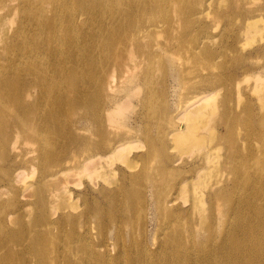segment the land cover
I'll list each match as a JSON object with an SVG mask.
<instances>
[{
	"label": "bare ground",
	"instance_id": "1",
	"mask_svg": "<svg viewBox=\"0 0 264 264\" xmlns=\"http://www.w3.org/2000/svg\"><path fill=\"white\" fill-rule=\"evenodd\" d=\"M218 3L219 0H0V118L14 110L24 114L22 120L6 130L17 128L21 136L40 144V154H48L55 146L53 143L63 140L65 134H68L69 147L57 153L60 159L78 154L86 143H91L90 139H81L77 135L84 125L82 121L69 123L68 117L76 108L83 106L93 110L85 122L105 138L109 134L106 130L116 122L115 115L121 114L124 110L121 107L125 103L130 105L132 98H139L143 87L147 91L140 97V103H154L159 97V104H166L170 88L167 82L155 92L148 89L156 71H168L174 83L171 87L186 86L188 75L193 72L202 79L200 88H194L192 101L185 102L186 106L176 115L178 120H173L174 115L169 116L172 126L178 128L172 132L159 130L155 138L160 150L170 145L178 154L174 159L166 153L165 158L173 165L166 166L165 170L190 161L195 167L194 174L177 183L173 193L172 189L159 187L153 194L158 213L152 220L158 224L161 212H165L156 230H160L161 225L171 234L162 232L159 236L154 233L150 242L144 196L141 217L145 220L140 234L131 225V209L119 208L116 204L122 194L132 203L134 195L129 190L144 181L138 164L145 165L152 158L151 152L134 153L141 146L138 136L132 132L134 129H130L112 147L88 155L76 169H62L64 179L60 173L49 176L55 178L50 189L55 187L46 199L38 193L41 204L34 221L40 230L33 228L26 248L23 249L19 245L22 241L16 239L27 233L21 229H7L8 220H0V264H264V114L256 118L250 111L253 120H249L247 110L243 123L246 127L243 134L245 147H241L242 152L238 150L227 156L245 159L241 166L233 168L231 194L207 182L215 168L208 166L215 154V147L209 149V138L214 139L215 132L203 133L209 118L222 107L224 112H220L219 120L225 123L226 133L233 135L237 125L225 100L220 107L216 101L219 88L232 86L235 76L217 74L203 63L226 57V49L244 51L257 36H263L264 18L259 14L239 26L237 31L221 36L208 26L207 21L210 8ZM258 9L263 10L261 7L247 9L243 2L231 1L220 14L222 18L237 15L243 19L249 11L262 12ZM180 28L179 36L186 38L183 49L188 64L182 65L181 69L177 55H173L171 59H162L154 67H143L138 72L145 60L158 55L165 45H175V35ZM157 33H165L162 42L155 41ZM259 52H264V46ZM204 72L208 74L205 78L201 76ZM66 75H72V78L64 79ZM78 75L85 78V83L79 86L74 83ZM122 76L128 78L124 82V95H111L109 92L115 81ZM242 77L255 79V84L252 83L247 91L260 94L264 107L261 76H254L245 68L236 82ZM71 86H74L72 90ZM43 107L51 111L48 116L39 114ZM159 114L152 111L149 117ZM123 119L128 121L126 117ZM139 123L148 125V120ZM146 140L152 144L149 135ZM205 149L207 152L201 155ZM27 164L31 163L27 160ZM126 171L133 172L129 185L104 190L103 181L109 182V177L116 172L124 174ZM25 176L24 172H19L13 180L20 182ZM150 182L155 188L156 176L149 177ZM69 183L79 188L84 186L79 195L85 198L86 209L77 215L70 212L79 207L70 201ZM89 188L97 190L98 195H88ZM186 188L194 193L189 199V209L196 210L202 223L208 221L203 233L198 234L196 226L188 225L192 220L188 210L176 206L183 192L184 201L188 200ZM221 196L230 197L231 206L224 215L225 220L234 223L230 232L219 226L222 215L216 205ZM207 200L213 210L209 216L205 214ZM63 201L67 203L66 207L62 206ZM81 217L85 220L80 221ZM91 222L95 224L96 233L90 229ZM18 224L22 225L21 219ZM110 224L114 229L108 231ZM122 229L129 231V241L120 239ZM190 229L192 232L186 235ZM109 232H114L117 238L116 255L108 249ZM237 237H242V241L234 242Z\"/></svg>",
	"mask_w": 264,
	"mask_h": 264
},
{
	"label": "rangeland",
	"instance_id": "2",
	"mask_svg": "<svg viewBox=\"0 0 264 264\" xmlns=\"http://www.w3.org/2000/svg\"><path fill=\"white\" fill-rule=\"evenodd\" d=\"M231 1L235 3L243 2L247 9L249 7H261L263 10L258 9L262 11L260 13L249 11L246 17L243 19L242 17L237 15L231 16L230 18H222L220 10L225 9ZM210 14V17L207 20L209 23L208 26L214 29L216 33L224 36L231 32L237 31L239 26L247 23L249 19L257 17L259 14H261L264 18V0H219V3L216 4L215 7L210 8ZM14 27L15 25L11 29H13ZM180 30L181 28L176 32V41L174 43L175 45H165L160 50V53L158 55H153L150 59L145 60V62L142 64L143 66L140 69L137 68L136 71L139 69V72L143 67L152 68L157 65L162 59H171L173 55H177L180 63V68L182 65L188 64L189 60L186 58L187 54H184L183 49L186 38H182L181 36H179ZM165 37V33H163V35L157 33L155 36V41L162 42ZM241 42L242 44L244 43V41ZM262 46H264V33L263 36H257L250 45H247L244 51L239 52L234 51L233 49H226V57H220L213 63L204 62L203 65L204 67L211 66L212 70L217 74H232L236 79L240 77V74L245 70V68H248L249 73L254 74V76H261L262 78L260 77L259 81H262L264 83V52H259V48ZM239 67L241 68V70L239 69ZM193 73L188 75L186 86L182 85L181 88H178L176 85L175 87H171V84L174 83L171 82L172 79L167 70L156 71L152 76V81L149 84L148 89L155 92L167 82V86L169 85L170 88L168 95L166 96V104H159V97L154 101V103H140V97L144 96L147 91V88L143 87L138 95L139 98L137 96L132 98L133 102L130 103V105L125 103L122 106L123 108L121 107V109H124L122 113L115 115L116 122L115 124L109 126V128L106 130L109 134L105 138L98 133L95 127H91L85 122L92 116L93 110L90 108L86 109L83 106L80 108H76L68 117V119L70 120L69 123L76 124V122L82 121L84 125H82L80 131L78 132L79 134L77 135L81 139H90L91 143H86V146L84 145V147L80 149L78 154H70L68 157L65 156L64 159H60L61 156H57V153L59 151H65L66 149H68V134H65L63 140L61 139L57 143H53L55 146L54 148L49 149L48 154H40V144L34 141H30L24 136H21L20 131L17 128H12V131L6 130L10 128L11 124L13 125V123L22 120L24 114H22L19 110H14L8 112L7 114H2L0 118V192H2V194L0 195V220H8V224L5 225L7 229H21L22 231L27 233V236H21L16 239L17 242L22 241L21 243H19V245L23 249L26 248L30 243V239L33 235V228H37L40 230V228H38L34 221V219H36L37 217V212H39V204H41V202L38 201V193L44 195V199H46L48 198L50 191L54 189L55 186L52 189L50 188L52 187L51 184L53 183L55 178H51L49 176H51V174L53 173H60V177L63 178L64 176L61 175L62 169H76L88 155H93L107 147H112V145L117 142L118 138L122 135H125V133L127 131H130V129H134L132 132L136 133V135L138 136V144L141 146V149L134 151V153L147 154L151 152L152 158L150 159V162L146 163L145 165L138 164V170H142L140 175L143 176L142 179L144 181L141 184L134 185L129 190L132 191L134 195V199L132 201L134 205L132 206V203H129V201L125 197V194H122V196H118L116 204L119 208L125 207L131 209V225H134L135 231L139 232L140 234L142 231L143 222L145 220V217H141L142 196H144L147 208V210H145L144 207V212L147 214V218L149 221L148 237L150 242L152 240V237L154 236V233L159 236L162 232H168L169 234L172 233L170 230L164 231V228H162L161 225V229L156 230V225L160 223V220L165 215V212H161L163 214L160 216L158 224L157 221L152 220V218L154 219L155 214L158 213L155 209L154 199L152 198L153 194L159 187H164L167 190L172 189L171 192L173 193L175 190H177L178 184L194 174L195 167L190 161L184 165H176V168L174 169L165 170L166 166L169 167V165H173L170 164V161L167 160V158H165L167 157L166 153H168L169 156L173 157L174 159L176 158V156H178V154L175 150H172L170 145L160 150L158 147H156L158 141L155 138L157 137L159 130L164 129L166 131L172 132L174 129L178 128L177 126H172L173 122L169 120V116L174 115V117L171 116L173 120L177 119L176 115H179V111H181L182 108L186 106L185 102L189 103L192 101L191 98L195 92L194 88H200L202 79L198 75H196L198 73ZM207 75L208 74L204 72V75L201 76H204L205 78ZM70 78H72V75H66L64 77V79ZM236 79L232 86H222L221 88H219L216 98L219 107L222 100H225L226 105L230 110H232V113L236 117L235 123L237 125L233 135H229L226 133L225 123L219 120L220 112H224L223 107L220 108V112L216 110L215 113L209 118L206 129H204L203 132L205 135H208L209 132H215L214 139L209 138V149L215 147V150L213 149L215 151L214 159L211 164H208L210 168H215L211 172V177H208L207 182H209V185L211 183L215 184L218 189H224L225 193L227 194L233 193V168L235 166H241L245 161L244 157H238L236 155L234 157H227L228 154H234L238 150L242 152L241 147H245V140L243 139V134L246 130V127L243 124L246 117L245 113L248 110L247 116L249 120H253L251 118V115L257 118L264 114V107H262L260 94L249 93L247 91L252 83L255 84V79L251 77H249L248 79L247 77V80H245L242 77L238 79L239 81L244 79L240 83L239 81L236 82ZM127 80V77H119L118 80L115 81L114 88L109 93L113 96L122 97L124 95L123 88L126 85V83L124 82ZM74 83H76V85L84 84L85 78L78 75L76 76V80L74 81ZM73 88L74 86L70 87L71 90ZM81 90H84V88H82ZM181 102L184 103L181 104ZM152 111H157L160 114L158 116L153 115L152 118H150L149 116L152 115ZM250 111L252 112L251 115ZM50 113L51 111L47 107L40 108L39 114L48 116ZM30 116H33V114H30ZM124 117L127 118V122H124ZM129 119H131V121H129ZM144 119L148 120V125H141L139 123L141 121L144 122ZM134 120L136 121V124L134 123ZM168 120L169 122H171V124L168 123ZM55 124L59 126L58 123ZM72 128L73 130L75 129L74 125L72 126ZM57 129L59 128L57 127ZM148 135L152 141L151 145L146 140V136ZM169 148L171 149L169 150ZM206 152V149L203 150L201 152V155ZM27 160L31 163L30 169V165L27 164ZM64 160H66V162ZM28 171L29 174L27 175ZM19 172H24L26 176L24 177V180L16 182L13 180V176ZM132 174L133 172L131 171H126L124 174L116 172L113 176L109 177V182L100 181V183L102 182L101 185L102 187H104L105 191L113 190L117 187H122V185H129L131 183L129 177L132 176ZM153 175L157 178V186L155 188L153 187V182L149 183V177H153ZM87 183L88 185L92 186L89 181H87ZM76 187L77 186H74V183H69L67 188L72 194V198L70 201L76 202L79 207L75 211H70L73 215H77L84 209H86V204L84 201L85 198L81 197L82 194H80L81 196L79 195L80 192L84 191V186H81V188ZM95 188L97 189L98 187ZM89 189L90 191L87 192L88 195H98L97 190H92L91 188ZM73 191L78 194L74 193ZM193 194V191L188 192V188H186L185 196L188 200L186 202L184 201L183 192L182 197L178 199L179 201H176V204H178L176 206L179 207V209L188 210L192 219L189 221L188 225L191 226L193 224L194 226H196V230L198 234H200L204 232L206 225H208V221L204 220L202 223L201 221H199V216L195 212L196 210L191 211L189 209V206L191 204V201L189 199ZM229 200L230 197L221 196L219 197L216 205L218 211H220L222 215L219 217V226L226 228V231L228 232L232 231L234 224L232 223V221L224 219L226 210H228V208L231 206ZM45 202L46 201L42 203ZM208 202L209 201L207 200V211L205 212V214H208L209 216V212L211 211L212 213L213 210L211 209V205ZM31 203H33L34 205L31 206ZM63 203L64 204H62V206L66 207L67 203L64 201ZM1 204H4V206H2ZM46 209L48 210L47 204ZM66 210L68 211V209ZM180 215L183 216L182 213H180ZM18 219H21L22 225L18 224ZM84 220V217L80 218V221ZM91 223L92 226L90 227V229H92V231L96 233V228L94 227L95 224L94 222ZM184 226L187 227L186 225ZM69 229L70 228H68V231ZM112 229H114V225L110 224L108 226V231H111ZM122 230L123 231L121 233L120 239L129 241V231L126 229ZM191 232L192 231L190 229L186 235ZM116 240L117 238L114 232H109L108 249L112 255H116ZM233 241L239 243L242 241V237H237ZM25 256L28 257L26 253Z\"/></svg>",
	"mask_w": 264,
	"mask_h": 264
}]
</instances>
